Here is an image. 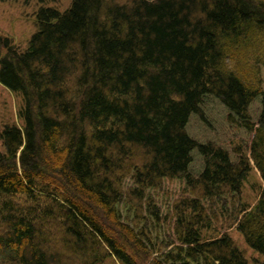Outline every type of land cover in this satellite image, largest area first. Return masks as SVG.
Instances as JSON below:
<instances>
[{"label":"trees","instance_id":"1","mask_svg":"<svg viewBox=\"0 0 264 264\" xmlns=\"http://www.w3.org/2000/svg\"><path fill=\"white\" fill-rule=\"evenodd\" d=\"M37 1L26 47L0 32V264H250L215 223L264 256V0Z\"/></svg>","mask_w":264,"mask_h":264},{"label":"rangeland","instance_id":"2","mask_svg":"<svg viewBox=\"0 0 264 264\" xmlns=\"http://www.w3.org/2000/svg\"><path fill=\"white\" fill-rule=\"evenodd\" d=\"M71 0H58L57 2H48L47 5L56 6L61 10L66 9L70 5ZM40 3L37 0H0V32L9 35L14 41L26 47L31 35L36 31L35 14ZM23 105V97L20 93H15L0 83V131L5 125H22L19 118V111ZM4 151L3 142L0 140V152ZM175 184L171 183L170 188L166 191L159 192V203L161 207V222L157 226L158 238L155 234L150 233L152 248L155 250L154 256L164 252L167 242L170 240L174 221V208L176 206L175 199L177 194L174 188ZM264 181L255 168L252 169L247 181L244 183L242 200L253 208L260 198L261 189ZM137 222L140 219L136 220ZM146 229L147 225H142ZM175 227V226H174ZM215 223V228L204 230V237H218L225 231L233 237L237 245L243 251L250 264H264V256L251 249L243 235L236 227L229 229L221 228ZM226 229V230H225ZM148 230V229H146ZM169 246L168 249H170ZM108 264H121L115 259L108 260Z\"/></svg>","mask_w":264,"mask_h":264}]
</instances>
